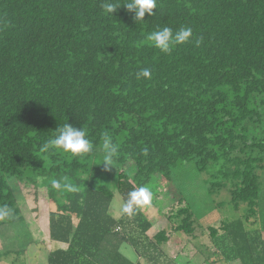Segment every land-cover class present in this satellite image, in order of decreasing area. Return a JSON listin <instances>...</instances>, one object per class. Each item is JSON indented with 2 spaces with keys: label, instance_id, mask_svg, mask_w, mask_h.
<instances>
[{
  "label": "trees",
  "instance_id": "trees-1",
  "mask_svg": "<svg viewBox=\"0 0 264 264\" xmlns=\"http://www.w3.org/2000/svg\"><path fill=\"white\" fill-rule=\"evenodd\" d=\"M103 2L0 0V207L12 209L0 225L25 220L9 177L31 173L56 206L48 264H191L205 252L195 264H264V221L255 225L264 219V0H157L137 22L125 0H111L121 4L112 14ZM181 26L192 28L191 42L169 53L147 39ZM142 68L151 69L150 79H136ZM65 123L86 130L90 153L42 150ZM105 131L117 145L122 139L121 161L135 165L133 175L118 173L122 204L155 174L170 180L174 168L193 161L209 175V192L227 189L244 214L199 230L180 198L152 236L145 206L115 216L116 191L84 185L82 176ZM61 177L78 190L53 189L51 180ZM176 232L194 254L166 250ZM201 236L207 242L195 243ZM25 250L1 249L0 264Z\"/></svg>",
  "mask_w": 264,
  "mask_h": 264
},
{
  "label": "rangeland",
  "instance_id": "rangeland-1",
  "mask_svg": "<svg viewBox=\"0 0 264 264\" xmlns=\"http://www.w3.org/2000/svg\"><path fill=\"white\" fill-rule=\"evenodd\" d=\"M121 141L122 139L119 138L118 146ZM101 145L102 143L97 148L95 156L88 161L91 164L88 166V171L82 174L84 185L87 183L95 186L107 185L114 189L116 194L112 203V211L116 216H119L116 210L121 211L119 206H122V202L121 196L116 190L117 176L120 171L133 175L135 165L131 159L121 161V153L118 151V158L114 165L110 166L109 170H105ZM26 177L27 179L9 177L10 185L18 199L25 220L0 225V250L16 251L20 248H26V250L20 255L14 252L8 257H3L1 264H11L16 258L19 259L17 264H48V252L57 246V242H51L49 239V212L56 206L49 201L46 183L42 178L39 179L31 173H28ZM35 179H37V183H35ZM209 186V175L207 172H199L193 161L174 168L170 180L161 174H155L148 186L153 193L152 202L148 207H144V212L146 211L145 213L152 222V231L156 232L167 225L168 220L163 214L180 198H184V204L193 210L199 230L207 231L209 226L218 227L220 223L237 219L244 214L243 205L238 210L234 208L227 189L210 193ZM263 221L264 219L259 216L255 225L262 226ZM175 234L174 238L181 233L176 232ZM194 242H207V236L196 238ZM122 250L134 258L135 253L129 245H124ZM201 255L205 257L209 254L205 252V254L201 253L195 258H191V264H195L200 258L203 259ZM181 258L183 257L181 256Z\"/></svg>",
  "mask_w": 264,
  "mask_h": 264
},
{
  "label": "clouds",
  "instance_id": "clouds-1",
  "mask_svg": "<svg viewBox=\"0 0 264 264\" xmlns=\"http://www.w3.org/2000/svg\"><path fill=\"white\" fill-rule=\"evenodd\" d=\"M124 8L133 13V19L137 22L144 20L145 14H153V9L157 6V0H125L122 3ZM121 4L111 2V0H104L101 4L102 9L109 14H112ZM192 28L189 26H181L173 30L169 27L158 28L152 31L147 36V39L153 43L154 47L158 48L164 53H169L172 47L184 43L191 42ZM203 38H197L195 43L199 46ZM136 79L141 78L150 79L151 69L142 68L135 74ZM93 145L87 138L86 130L77 128L69 123H65L56 128L53 138L47 140L42 146V150H63L65 153H71L73 156L90 153ZM118 145L113 142L112 136L107 132L102 134V160L105 170H109L110 166L114 165L118 158ZM51 187L57 191H77V186L69 183L67 177L60 179H52ZM153 193L149 187L140 186L133 188L127 193V199L122 204L121 212L129 217L135 215L137 209L151 204ZM12 215V209L8 206L0 207V220H3Z\"/></svg>",
  "mask_w": 264,
  "mask_h": 264
},
{
  "label": "crops",
  "instance_id": "crops-1",
  "mask_svg": "<svg viewBox=\"0 0 264 264\" xmlns=\"http://www.w3.org/2000/svg\"><path fill=\"white\" fill-rule=\"evenodd\" d=\"M120 207H122L121 205L119 206V208ZM117 210H119V209H117ZM116 210V212L119 214V216H121V214H120V210L119 211H117ZM115 214V213H114ZM116 216V215H115ZM118 215H117V217H119ZM166 227V226H165ZM153 229H152V227H151V229L148 231V234L149 235H153V234H155L156 232H154V231H152ZM175 235H178V234H175ZM174 236V235H173ZM171 237L170 238V240L168 241V243L166 244V246H165V248H166V250L171 254V255H173V256H175L177 253H182L183 255H186L187 253H191V254H194L193 252L194 251H192V245L188 242V238L186 237V236H184V235H181V234H179V236L178 237H176V238H174V237ZM190 245V249H188V246ZM168 246V247H167ZM190 254V255H191ZM218 264H224V263H218ZM228 264H240L239 262H237V261H231L230 263H228Z\"/></svg>",
  "mask_w": 264,
  "mask_h": 264
}]
</instances>
